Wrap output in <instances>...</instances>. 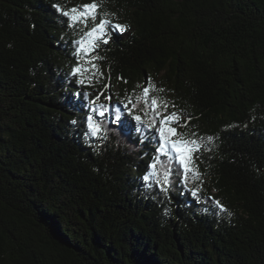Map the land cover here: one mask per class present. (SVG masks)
Returning <instances> with one entry per match:
<instances>
[{
  "label": "trees",
  "instance_id": "16d2710c",
  "mask_svg": "<svg viewBox=\"0 0 264 264\" xmlns=\"http://www.w3.org/2000/svg\"><path fill=\"white\" fill-rule=\"evenodd\" d=\"M93 2L125 30L73 75ZM149 81L203 141L166 191ZM0 264H264V0H0Z\"/></svg>",
  "mask_w": 264,
  "mask_h": 264
},
{
  "label": "snow or ice",
  "instance_id": "6c2138e0",
  "mask_svg": "<svg viewBox=\"0 0 264 264\" xmlns=\"http://www.w3.org/2000/svg\"><path fill=\"white\" fill-rule=\"evenodd\" d=\"M59 8V6H57ZM99 5L95 2L82 5L79 8L74 7L70 10L63 11L62 15L67 17L66 23L69 27H76L77 25H81L80 31L83 33L81 38L77 40L75 55L78 58L83 57L85 60V66L82 67L80 63H77V66L73 68V75L82 76L83 73H87L96 68L95 64H90L89 61L92 59L89 57V52L94 51L95 47L99 45V43H108L109 38V28L111 32L114 34H120L125 30L124 25L120 24H112V22L105 18L107 14H101L100 22L96 23L97 19V10ZM92 21V27L88 28L89 21ZM84 28H88L87 31H84ZM84 80L81 78L80 83H83ZM154 85L151 82H148V87L144 88L142 94L136 98L137 103L143 102L145 107L152 113V121L148 124V127H152L154 124L158 125L156 128V134L158 136V144L157 148V156L154 158L152 165L150 168L153 169V175L156 177V183L160 185L162 191L167 190V185L170 183V175L171 170L165 169L163 174V183H161L160 175L155 171L156 164L160 155H166L172 158L174 161H178L182 166L184 182L186 183L188 174L191 171L189 168L188 156H190L194 151L199 150L200 144L203 142L202 140L195 139H185L183 133L177 131V127H173L172 125H178L179 127H186L187 122L185 124L180 125V115L179 113L173 111L165 115L168 107H175V105H169L167 101H161L158 97H150V92L154 90ZM159 91H164V89H159ZM99 96L97 97V99ZM129 104H132L133 109L137 106L136 103H133L132 99H129ZM127 107V105H125ZM159 109V110H158ZM92 112L103 115L104 110L101 105L99 109L93 108ZM148 113L145 112V115ZM119 117H117L118 119ZM134 119L138 122H142V117L140 115H136ZM75 123V121H73ZM87 127L92 136H99L102 132V129L94 120L92 115H89L86 118ZM193 136L196 134L193 133ZM209 140L212 138L209 137ZM144 179L150 180L151 177L145 176ZM192 195L197 194V190L193 189ZM218 204V202H216ZM223 211L224 209L221 207L220 209Z\"/></svg>",
  "mask_w": 264,
  "mask_h": 264
}]
</instances>
